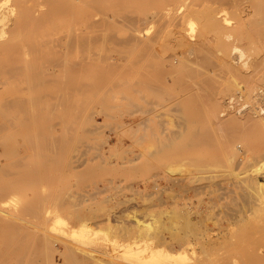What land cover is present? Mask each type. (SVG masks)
<instances>
[{"label":"rangeland","instance_id":"374dc122","mask_svg":"<svg viewBox=\"0 0 264 264\" xmlns=\"http://www.w3.org/2000/svg\"><path fill=\"white\" fill-rule=\"evenodd\" d=\"M139 31V25L130 24L99 29L103 38L68 56L71 68L75 61L86 64L84 72L72 70L74 74L71 71L68 77L52 73L58 57L45 55L36 62L26 55L17 58L24 66L22 74L1 80L0 92L24 99L16 108L0 104V125L7 121L3 132L11 135L0 131V187L5 193L4 200L0 198V264H89L91 257L90 264H153L144 260L145 250L174 256L175 264H252L250 256H264V210L257 204L261 189H250L257 184L235 182L264 175V137L260 135L264 131V95H245L240 79L221 66L213 73L215 82L201 93L200 79L185 76L178 63L175 66L181 77L170 72V56L175 50L169 43L171 36L161 42L163 49L154 46L169 61L152 57L147 62L140 54L144 50L138 42ZM155 31L154 25L149 32ZM32 37L27 32L15 34L14 44L34 49L38 41ZM225 58L234 67L240 65L233 55ZM70 79L79 81L87 91L67 92ZM146 79L156 86L153 89L158 95L144 87ZM181 80L189 89L178 82ZM221 80L231 85L219 95L218 111L223 110L225 125L216 128L207 98ZM145 98L153 105H147ZM226 129H233L235 137L228 136ZM62 131L65 137L58 136ZM37 132L64 142L52 146L57 149L47 146L42 151V146L25 139ZM38 196L48 215L35 218L17 211ZM260 197L264 207V194ZM135 219L144 221L143 225ZM45 239L54 249L45 245Z\"/></svg>","mask_w":264,"mask_h":264},{"label":"bare ground","instance_id":"6f19581e","mask_svg":"<svg viewBox=\"0 0 264 264\" xmlns=\"http://www.w3.org/2000/svg\"><path fill=\"white\" fill-rule=\"evenodd\" d=\"M137 10H138L139 14L136 13ZM119 24H130V25H137V26L139 25L140 31L138 33L141 32V34L139 36L138 42L141 44V46L144 50V53L141 52L140 54L141 55L144 54V60H146L147 62L152 57L156 58V59L157 58L165 59L164 51L163 50L160 51V49H163L160 46V44L165 39H167L166 37L171 36L169 43L173 44V46L175 47V50H174L172 56H170L172 58V60H170L169 65L173 66V68H172V70H170V72L171 73L177 72V69H179V66L177 67V64L175 66V63H178L180 65V68L184 70L185 76L187 75L189 78H191L192 76H195L196 78L200 79V83H201V85L199 84L200 91H201V89H203V92H204L205 91L204 89L205 88L207 89L208 86H210L211 82L212 83L215 82L213 80V73L215 74V72L218 71L222 67L223 70L231 72V75L235 74L238 77V80L240 79V82L238 81V84H239V87H241L242 92L245 95H247V96L251 95L252 96L254 94L255 98H258V96L264 95V0H0V84L2 82L1 80L4 79V76L19 77L22 74L24 66L22 67V65L17 63V58H19V56L31 55V56L36 58L35 59L36 62H37V59H39L45 55L56 56L59 58V60H58V63L55 64V67H54L53 71H51V72L52 73H64L66 77L69 76L68 74L71 75L72 70L75 73L78 71H83V70L85 71V69L87 68V65L82 64V63H78V62H77L78 64H76V61H75L74 66L71 68L70 64L68 63L69 54L72 52L74 53V52L82 49L86 44H91V43L96 42L98 40V38H103L104 36L100 35L99 29L111 28V29L115 30V28L118 27ZM154 25L156 26V31L154 33H150L149 31L152 28V26H154ZM84 29H85V31H84ZM23 32H27L28 34H31L33 37L36 38V41H38V46L36 48L34 45H33L34 49H32V47L30 49L29 47H27V45L25 47H18L14 44L15 43L14 42V35L15 34H21ZM134 37H136V35L133 36V40H136L137 38L134 39ZM113 38L115 39V36ZM130 38L132 39L131 36H130ZM61 39L62 40L65 39V40L60 41ZM53 42H54V44H53ZM31 43L33 44L32 41H31ZM51 43L53 44L54 47L53 46L50 47ZM155 44H159L160 49L159 48L154 49V46H156ZM18 45H19V43H18ZM225 55H227V56L233 55V58H235L240 63V65L234 67L233 65H231V62H229L225 58ZM92 56H93V54H92ZM170 57H168V58H170ZM93 58H95V57H93ZM41 59H43V58H41ZM165 60H167V58ZM111 61L115 65H120L118 60L116 61L115 59L112 58ZM167 61H169V60H167ZM152 65H154V64H152ZM112 66H114V65H112ZM145 66H150V65H145ZM35 67H37V66H35ZM89 68H90V66H89ZM130 68H132V67L130 66ZM111 69H113V68H111ZM152 70H155V69H152ZM159 71H160V69H159ZM74 72L72 74H74ZM133 72H135V71H133ZM162 72H161V74H162ZM177 73H179V72H177ZM232 73H234V74H232ZM153 75H155V74H153ZM125 76H126V74H125ZM131 76H133V75H131ZM180 77H181V74H180ZM227 77H228V75H227ZM147 79L143 83L144 87L147 90H152L153 88L155 89L156 86L154 87V85H153V87H152L151 85H149V82ZM4 80L5 81H3V82H6V79H4ZM128 80H129V78H128ZM135 80L137 81V79H135ZM68 81L69 82H66V86H65V89L67 92H70V93H75V92L78 93L79 92L80 93V92H86L87 91V89L79 81L71 80V79ZM222 81L223 80H221V82ZM28 82H29V79H28ZM158 82L160 83V81H158ZM178 82L181 85L185 84L184 80H181ZM134 84L135 83H133V85ZM84 85H85V83H84ZM185 85H184V87H185ZM188 85L190 87V84H188ZM191 85H193V84L191 83ZM194 85L196 86V84H194ZM230 85H231L230 82L223 81V83L217 84V86H216L217 88L213 92L212 97L207 96V97H209V98H207V104L209 107L210 117L212 119V123L216 126V128L221 127L222 124H224V120L222 121V115L220 113L223 110L220 112L218 111L219 105H220L219 95L221 93H223L224 89L229 88ZM150 86H151V88H150ZM192 87H190V88H192ZM196 87H198V86H196ZM145 88H144V90H145ZM187 88H188V86L186 87V89ZM157 90H159V88H157ZM166 91H168V90H166ZM154 92H155V90H154ZM203 92L201 91V93H203ZM182 93H184V92H182ZM13 94H5L3 92H0V104L2 105L1 106L2 108H3V106L5 108H16L20 103L23 104L22 101L24 98L20 99L19 97L15 96ZM63 94L64 93H62L61 95H63ZM159 94H161V93H159ZM162 94H163V92H162ZM137 95H139V94H137ZM60 96H58V97L60 98ZM42 97L40 96L39 98H42ZM160 97H162V95ZM170 97H169V99H171ZM172 99H173V96H172ZM38 100L39 99H37V101ZM249 100H251V99L249 98ZM25 101L26 100H24V103H25ZM145 101H146L147 105L148 104L153 105V103H154V102L152 103L150 100H147V98H145ZM258 101H256V102H258ZM38 102H40V101H38ZM27 103H29V101ZM32 104L34 105V103H32ZM126 105H127V103H126ZM142 105H144V104H142ZM199 106H200V104H199ZM25 108L29 109L30 107L26 106ZM232 110L234 111V109H232ZM261 110H263V109L261 108L260 111ZM37 112H38V110H37ZM172 112H173V109H172ZM177 112H179V110ZM259 112H257V113H259ZM263 112H264V110H263ZM7 118H8V116L6 115V117L3 118L4 121H6ZM201 119H203V118H201ZM263 119H261V120H263ZM145 120H146V118H145ZM145 120L143 119V121H145ZM61 122H60V124H61ZM143 124H144V122H143ZM6 125H7V121L2 126L0 125V131L2 133H4L3 131L5 130V128L7 129ZM204 126H207V125H204ZM48 127H51V125ZM69 127H70V129H72L71 126H69ZM207 128H208V126H207ZM67 130H68V127H67ZM213 131H215V130H213ZM221 131H223V130H221ZM176 132H178V131H176ZM189 132H190V130H189ZM223 133H224V131H223ZM225 133L228 136H230L231 138L235 137V133H234L233 129L232 130L226 129ZM63 134L64 133L62 131V133L58 134V136L62 135V137H65V135H63ZM260 135L262 137H264V131L261 132ZM6 136L10 137L11 135L7 134ZM46 136L37 132L35 134L34 133L29 134L28 136H26L25 139H27V142H29L31 144L34 142V143H37L39 146H42V147L38 146L39 149H41V150L43 148H46L47 146H48L47 148L51 147V149H57V148H55L56 147L55 144H57L56 142H58L59 147H60V143L63 144V142H64L61 140V138L58 140H57V138H55L57 140L56 141L54 138H50V137H48V136L46 137ZM172 136H174V135H172ZM176 136H178V135H176ZM161 139H163V138H161ZM235 139H237V138H235ZM19 141H20V139H19ZM20 143H21V141H20ZM53 145L55 146L54 148L52 147ZM165 145L166 144H164L163 146H165ZM61 146L63 147V145H61ZM163 146H161V147H163ZM203 146H205V145H203ZM30 149H31V147H30ZM32 149H34V148L32 147ZM46 149L45 150L43 149L42 151H46ZM48 150L50 151V149H48ZM157 151H158V149H157ZM52 152L55 153L53 150H52ZM185 152H187V150ZM152 153L149 155H152ZM162 155H164V154H162ZM244 155H245V153H244ZM251 155L254 156L253 153H251ZM43 156L46 157V155H43ZM242 157L244 158V156H242ZM164 158H165V156H164ZM243 158H241V160H243ZM161 159H163V157ZM48 161H50V159ZM220 164L222 165V163H220ZM248 164H249V162H248ZM250 164H251V162H250ZM221 165H220V167H221ZM224 165H225V163H224ZM247 165H246V167H248ZM259 165H261V164H259ZM210 168H211V166H210ZM225 168H224V170H225ZM196 169H198V168H196ZM203 169H205V168H203ZM226 169L228 170V168H226ZM253 171H254V169H253ZM232 175H234V174H232ZM211 178L214 179L213 177H211ZM207 180H210V177H208ZM212 181H214V180H212ZM235 182H237L238 184H243L245 182L250 183V184H257V185H250V186L251 187L257 186L259 189H261L259 197L257 198L258 199L257 204L259 205V210L263 211L264 207H261V205H260V203H262L261 202L262 199L260 196L264 194V193L262 194V191H264V175H261L259 177H252V176L251 177L250 176L241 177L239 179H236ZM14 186L19 187L20 185H14ZM250 186L247 188L249 189ZM220 187H219V189H221ZM250 189H253V187ZM254 191H255V188H254L253 192ZM245 194H247V191ZM4 196H5L4 189L1 186L0 187V198H3L2 200H4ZM256 196L257 195H255V197ZM255 197H253V198H255ZM212 202H213V200H212ZM246 202H245L246 204H249L248 201H246ZM42 204H41V202H39V196H38V198H34L32 201L26 203L25 205H22V206L20 205L21 206L20 208L18 206L17 211L19 212V210H20L24 214L32 215V217L35 216V218H36V216H37V218H38V216L39 217L40 216H46V215H48L47 214L48 208L46 210L42 206ZM222 211H224V209H222ZM250 211H252V210H250ZM50 214H51V212H50ZM196 214H198V213H196ZM0 218H2V217H0ZM1 220H3V219H1ZM137 220L138 219H135V221L139 225H143L144 221L140 222ZM137 223H136V225H137ZM144 225H146V223ZM147 226H146V228H147ZM17 229H19V228H17ZM5 238H7V237H5ZM239 238H240V236H239ZM19 239H20V237H19ZM210 241H211V239H210ZM245 241H247V240H245ZM23 242H24V240H23ZM242 242H243V240H242ZM46 244L51 249H54L53 245L50 243V241L48 239H45V245ZM17 246L18 245H16V247ZM22 249H23V246H22ZM243 250H244L243 251V253H244L245 249H243ZM249 250L250 249H248V251ZM146 252H147V250H145V252L143 253L144 260L150 261L153 264H175L174 260L177 259L176 257L174 258V256L169 257L166 254L161 255L160 252H157V253L155 251H151V252H147V253ZM255 255H260V253H258V254L255 253ZM262 255H264V254L262 253L261 256ZM248 256H250V254ZM253 256H254V254L252 255V257L250 256V258L248 257L249 259L252 258L251 260H254L253 262H251L252 264H264V256H262V257L254 256V257H256L255 259H253ZM83 258H85V256H83ZM140 258H142V253L140 255ZM66 259H67V257H66ZM91 259H92V257L88 258V260H90V261H91ZM72 261H74V260H72ZM90 261H89V264L92 263V261L91 262ZM111 264H113V263H111Z\"/></svg>","mask_w":264,"mask_h":264}]
</instances>
